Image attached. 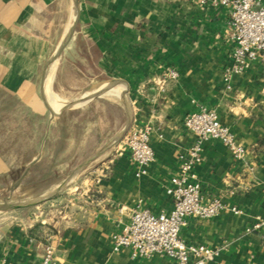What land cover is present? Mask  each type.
I'll return each instance as SVG.
<instances>
[{
  "label": "crops",
  "instance_id": "crops-1",
  "mask_svg": "<svg viewBox=\"0 0 264 264\" xmlns=\"http://www.w3.org/2000/svg\"><path fill=\"white\" fill-rule=\"evenodd\" d=\"M200 1L0 0V91L44 116V125L61 127L59 138L77 148L62 156L80 157L82 141L107 142L85 155L97 157L134 122L151 123L154 153L139 177L128 154H117L98 182L81 183L85 198L77 197V212L67 220H19L0 229V264H40L47 239L61 264H174L165 255L132 258L127 248L114 251L112 235L138 203L153 214L171 210L165 189L179 172V156L197 140L183 121L201 108L214 110L247 154L235 161L219 141H202L194 171L203 200L219 198L225 208L212 219L186 218L180 237L219 248L208 264H264V228L246 232L255 217H264L261 66L254 61L225 82L234 65L227 9ZM75 20L71 38L52 59ZM52 62L57 65L50 72ZM167 69L177 77L158 89L155 82ZM70 72L80 81L70 83ZM113 85L122 92L119 101L94 95L111 87L118 92ZM68 89L79 96L66 97ZM52 106L63 110L53 116ZM80 167L71 172L79 174ZM11 168L0 156V174ZM119 206L127 208L124 215ZM231 206L243 213L234 214Z\"/></svg>",
  "mask_w": 264,
  "mask_h": 264
},
{
  "label": "built area",
  "instance_id": "built-area-1",
  "mask_svg": "<svg viewBox=\"0 0 264 264\" xmlns=\"http://www.w3.org/2000/svg\"><path fill=\"white\" fill-rule=\"evenodd\" d=\"M208 1L213 7L227 9L230 39L234 47L233 67L225 71L224 80L229 81L231 73H238L254 61H258L264 81V0H201ZM176 71L167 69L155 82L162 89L167 80L175 79ZM227 88L229 86L227 85ZM184 127L197 136L193 145L179 156V172L170 179L166 193L172 198L173 204L169 212L153 214L140 204L128 209L127 221L121 222L120 231L112 235L113 250L127 248L132 258H150L153 255H165L174 264H208L219 255V248L207 247L202 244L186 243L180 237V230L186 218H215L225 208L219 198L204 201L202 187L197 180L195 167L201 162V143L214 139L229 149L235 161H244L247 151L237 143L230 130L222 125L214 110L201 108L189 113ZM151 123H132L117 144L118 154H128L130 163L135 167V176L147 173L149 165L154 161V153L150 146ZM251 169V168H250ZM98 182V180H97ZM234 214H242V209L231 206ZM127 208L118 207L124 215ZM264 228V217H255L246 232ZM40 264H61L55 257L52 239H47Z\"/></svg>",
  "mask_w": 264,
  "mask_h": 264
},
{
  "label": "rangeland",
  "instance_id": "rangeland-1",
  "mask_svg": "<svg viewBox=\"0 0 264 264\" xmlns=\"http://www.w3.org/2000/svg\"><path fill=\"white\" fill-rule=\"evenodd\" d=\"M52 70L50 68V72ZM50 75L46 87L48 89ZM68 79L70 83L80 81L74 78L72 72L68 73ZM67 91L70 93H66V97L79 96L75 93L77 90L72 92L68 89L65 92ZM117 91L120 94L98 92L110 101H119L122 99V92L118 89ZM46 94L49 99L60 101L54 93ZM49 110L53 116H57L63 109L52 106ZM42 118L44 119V116ZM42 118L32 115L18 100L0 91V156L12 167L9 172L0 174V203L21 206L0 211V229L19 220L38 219L46 223L74 215L77 212L75 201L85 198L83 193L86 186L81 189V183H96L104 174V170L111 165L110 161L118 154V146L115 144L114 147L106 148L99 156L87 159V153H92L96 147H104L107 142L94 144L93 141L86 140L80 143V157H64L62 154L71 153L77 149L76 145L73 147L72 144L64 142L59 138L61 127L57 124L48 127L44 125ZM40 149L42 150L38 156ZM79 163L80 173H72ZM58 185L60 186L56 189ZM30 203L35 204L28 205Z\"/></svg>",
  "mask_w": 264,
  "mask_h": 264
},
{
  "label": "water",
  "instance_id": "water-1",
  "mask_svg": "<svg viewBox=\"0 0 264 264\" xmlns=\"http://www.w3.org/2000/svg\"><path fill=\"white\" fill-rule=\"evenodd\" d=\"M74 1H75V3L77 4V0H74ZM75 22H76V20L74 21V24H73L72 28L70 29V31H69L67 37L65 38V40L59 45V47H58L57 50L55 51V53H54L52 59L55 58V57L61 52V50L64 48V46L66 45V43L68 42V40L71 38V36H72V34H73V32H74ZM52 59H51V60H52ZM53 124H54V123H52V125H53ZM41 150H42V149H40L38 156L40 155ZM35 158H36V157H35ZM32 164H33V163H32V161H31L30 165H32ZM34 204H35V203H30V204H28V205H34ZM15 207L17 208V207H21V206H19V205H16V206H15V205H12V206H10V207L4 209V210L11 209V208L13 209V208H15ZM4 210H3V211H4Z\"/></svg>",
  "mask_w": 264,
  "mask_h": 264
},
{
  "label": "bare ground",
  "instance_id": "bare-ground-1",
  "mask_svg": "<svg viewBox=\"0 0 264 264\" xmlns=\"http://www.w3.org/2000/svg\"><path fill=\"white\" fill-rule=\"evenodd\" d=\"M53 62L50 64V68H51V70L53 69ZM114 86V85H113ZM115 87V86H114ZM116 89H117V87H115ZM101 92V91H100ZM109 92L110 93H112V94H116V91L111 87L110 89H109ZM98 94H100L99 92H98ZM99 96V95H98ZM51 99V98H50ZM51 101L55 104V105H57V106H61V107H64V105H61L60 103H58V102H56V101H54V100H52L51 99ZM13 205V203H0V211H3L4 209H6V208H8V207H10V206H12Z\"/></svg>",
  "mask_w": 264,
  "mask_h": 264
}]
</instances>
